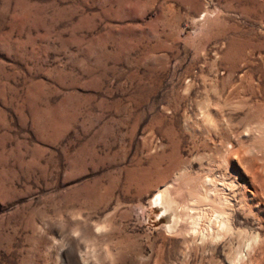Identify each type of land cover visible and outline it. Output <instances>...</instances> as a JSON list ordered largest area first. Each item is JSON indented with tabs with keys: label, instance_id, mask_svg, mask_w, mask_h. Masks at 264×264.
<instances>
[{
	"label": "rangeland",
	"instance_id": "1",
	"mask_svg": "<svg viewBox=\"0 0 264 264\" xmlns=\"http://www.w3.org/2000/svg\"><path fill=\"white\" fill-rule=\"evenodd\" d=\"M165 182L240 234L167 227ZM248 235L264 264V0H0V264H230Z\"/></svg>",
	"mask_w": 264,
	"mask_h": 264
},
{
	"label": "bare ground",
	"instance_id": "2",
	"mask_svg": "<svg viewBox=\"0 0 264 264\" xmlns=\"http://www.w3.org/2000/svg\"><path fill=\"white\" fill-rule=\"evenodd\" d=\"M234 184L236 187V183L233 180H229V181H225V184L222 183L221 185H223V189H226V191H227V189H230V187L232 188V185H234ZM214 188H215V186H214ZM211 191H214V190L212 189ZM177 192H178V190H177ZM210 194H211V192L206 191V189L203 191L202 195H200V194L198 195V193L193 195L192 192H191V194L189 192L188 199L186 200V198H187L186 197V198H184L185 200H183V203L177 204L178 199H175L174 196H172V191L170 189V185H169V183L165 182L156 188V190L154 192V196H153V201L156 203V205H158L162 209V212L165 213V215L167 216L168 222H167V224H165L167 227H170V228L175 227L176 228V226H179L181 224V222L179 221L181 219L180 218L181 214L182 215L185 214L186 217H188V218H187V220L185 219L186 217L184 218L185 220L181 219L183 221V223L179 226L180 230L182 228L183 230L188 231V233L189 232L192 233V232H195L197 230V228L200 227L199 225L202 224L203 227L198 228L199 229L198 232H199V235L203 241L205 239L207 240L208 237L209 238L210 237L216 238V237L222 235L223 233L224 234L228 233L230 236H233L236 233L240 234L241 230L237 229L236 226L231 221V216L229 213V207L225 206V204L227 205L228 202H230L229 198L227 199V197H223V198L220 197L222 200H220V198H219V200H215L214 195H210ZM209 195H210V197H209ZM225 195H227V194H225ZM211 196H213V198H211ZM176 197H177V195H176ZM180 200L182 201V199H180ZM177 205H179V208L177 207ZM242 232H243V230H242ZM195 234L197 235V232H195ZM219 238H221V237H219ZM252 238H253V236H249V235L246 237V239H245L247 242L246 246L248 248L247 252L243 253L241 251L240 252L236 251L235 254L229 259L230 264H254L253 260L250 257L251 255L248 257L249 252H250V246H251L250 243L251 242L254 243L256 241L255 240L253 242Z\"/></svg>",
	"mask_w": 264,
	"mask_h": 264
}]
</instances>
